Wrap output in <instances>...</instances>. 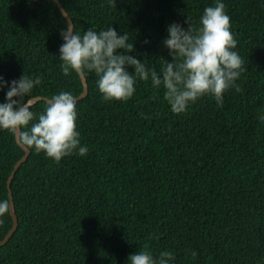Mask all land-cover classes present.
Here are the masks:
<instances>
[{
	"label": "trees",
	"instance_id": "1",
	"mask_svg": "<svg viewBox=\"0 0 264 264\" xmlns=\"http://www.w3.org/2000/svg\"><path fill=\"white\" fill-rule=\"evenodd\" d=\"M83 34L113 26L158 72L172 58L167 26H198L213 0H60ZM244 57L223 104L205 95L175 114L164 88L140 81L127 101L105 100L94 73L78 99L84 156L57 163L34 148L12 180L19 225L0 264H127L144 247L171 264H264V0H223ZM68 22L54 0H0V75L40 76L32 98L71 91L80 76L60 68V32ZM147 39L150 41L145 44ZM133 69H129L132 71ZM4 92L0 91V102ZM44 100L33 105L43 110ZM25 154L0 130V199ZM13 226L2 218L0 240ZM192 249L196 252L193 255Z\"/></svg>",
	"mask_w": 264,
	"mask_h": 264
},
{
	"label": "clouds",
	"instance_id": "2",
	"mask_svg": "<svg viewBox=\"0 0 264 264\" xmlns=\"http://www.w3.org/2000/svg\"><path fill=\"white\" fill-rule=\"evenodd\" d=\"M187 27L179 22L167 26L163 45L171 60L165 61L159 72L149 67L147 59L131 53L136 51L128 32L118 33L112 25L97 30L91 26L83 34L68 25L61 30L63 43L59 46L62 73L77 76L94 73L96 86L105 100L127 101L133 97L136 84L151 81L155 89L164 88V99L175 114L183 113L191 103L202 96L215 98L223 104L224 89L232 85L239 89L237 77L243 68L244 57L238 48L223 0H213L204 8L198 26L187 18ZM150 41L145 39L144 43ZM133 69L129 71V69ZM42 84L40 76L24 73L12 80L0 75V130L19 133L23 145L59 163L62 158L88 153L81 143L77 128L78 97L71 91L51 94L44 102L43 110L33 111V90ZM11 211L7 198L0 199V223ZM196 252L192 249V254ZM174 255L161 251L154 256L147 247L129 254L127 264H171Z\"/></svg>",
	"mask_w": 264,
	"mask_h": 264
},
{
	"label": "water",
	"instance_id": "3",
	"mask_svg": "<svg viewBox=\"0 0 264 264\" xmlns=\"http://www.w3.org/2000/svg\"><path fill=\"white\" fill-rule=\"evenodd\" d=\"M39 1V0H36ZM59 8L61 9L62 13L64 14L68 25H73L74 26V22L71 18V16L69 15V13L66 11V9L64 8V6L62 5V2L60 0H54ZM81 80H82V84L84 87V90L82 92V94L78 97L79 99H83L85 97L88 96L89 94V87H88V82H87V78L85 75H80ZM48 97H43V96H37L32 98L33 100V105L38 103L39 101L42 100H46ZM16 140L18 145L24 150L25 154L23 155V157L16 163L14 170L12 171L9 180H8V190H9V197H10V203H11V211L10 214L13 218V226L11 228V230L8 232V234L2 239L0 240V247L4 246L5 244H7V242L11 239V237L14 235V233L16 232L18 225H19V219H18V215L16 213V207H15V201H14V197H13V192H12V188H11V184H12V180L14 179L16 172L19 170V168L21 167V165L26 162V160L28 159L31 150L22 144L20 137H19V133H16Z\"/></svg>",
	"mask_w": 264,
	"mask_h": 264
}]
</instances>
